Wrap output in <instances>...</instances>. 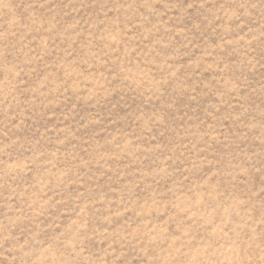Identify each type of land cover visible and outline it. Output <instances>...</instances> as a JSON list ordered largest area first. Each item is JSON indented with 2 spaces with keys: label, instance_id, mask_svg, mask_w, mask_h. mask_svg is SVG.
<instances>
[{
  "label": "rangeland",
  "instance_id": "1",
  "mask_svg": "<svg viewBox=\"0 0 264 264\" xmlns=\"http://www.w3.org/2000/svg\"><path fill=\"white\" fill-rule=\"evenodd\" d=\"M0 264H264V0H0Z\"/></svg>",
  "mask_w": 264,
  "mask_h": 264
}]
</instances>
